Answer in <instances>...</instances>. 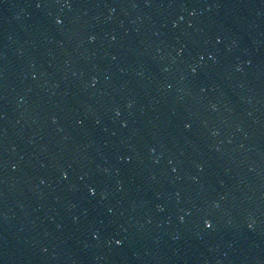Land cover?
Instances as JSON below:
<instances>
[{
  "label": "water",
  "instance_id": "obj_1",
  "mask_svg": "<svg viewBox=\"0 0 264 264\" xmlns=\"http://www.w3.org/2000/svg\"><path fill=\"white\" fill-rule=\"evenodd\" d=\"M0 264H264V0H0Z\"/></svg>",
  "mask_w": 264,
  "mask_h": 264
}]
</instances>
